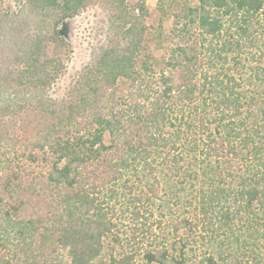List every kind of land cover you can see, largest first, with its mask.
Here are the masks:
<instances>
[{"label": "trees", "instance_id": "obj_1", "mask_svg": "<svg viewBox=\"0 0 264 264\" xmlns=\"http://www.w3.org/2000/svg\"><path fill=\"white\" fill-rule=\"evenodd\" d=\"M96 6L106 34L57 97L61 26ZM157 8L159 58L143 0H0V264H264V0ZM18 143L47 171L8 166Z\"/></svg>", "mask_w": 264, "mask_h": 264}, {"label": "rangeland", "instance_id": "obj_2", "mask_svg": "<svg viewBox=\"0 0 264 264\" xmlns=\"http://www.w3.org/2000/svg\"><path fill=\"white\" fill-rule=\"evenodd\" d=\"M135 1L137 0H128V2ZM143 1L149 11V15L144 18V23L148 28V32L151 33L148 34L149 36L147 38L148 49L157 58L166 56L168 54L170 42L165 40L159 45L155 42L154 38H152V34L159 26L164 33H167L171 28L172 18L169 15H163L158 10L157 0ZM190 1L193 4L196 2V0ZM106 16V10L103 7L96 6L82 12L74 20L68 19L63 22L61 33L71 43V55L67 63L66 71L62 75L56 88L55 96L61 97L66 92L75 73L90 61L92 49L103 41L107 30ZM64 24L66 25L65 27ZM29 153L35 156V160L28 159ZM4 158L8 160V166H11L13 170H20L26 182H28V180H31L36 174L47 171L50 165L48 160H50L51 154L49 151L32 150L29 145L25 146L18 143V145H14L13 150L8 151L4 155ZM120 195L121 192L118 194V200L112 199L110 202L115 205L116 220L119 225H121V236H126L128 233L125 225L128 223L129 219L127 218V213L122 212V209L125 207L127 196L121 197ZM195 246L196 254H199L202 252V249H205L202 245L199 246L196 244ZM189 254H191L190 251ZM136 262H138V264H145L139 255H137Z\"/></svg>", "mask_w": 264, "mask_h": 264}]
</instances>
